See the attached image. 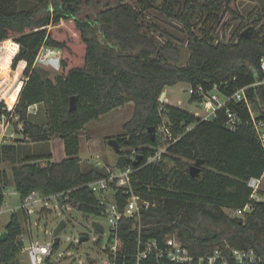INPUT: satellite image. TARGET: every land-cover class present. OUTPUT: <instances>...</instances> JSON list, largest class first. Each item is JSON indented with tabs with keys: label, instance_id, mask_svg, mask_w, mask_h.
Segmentation results:
<instances>
[{
	"label": "trees",
	"instance_id": "1",
	"mask_svg": "<svg viewBox=\"0 0 264 264\" xmlns=\"http://www.w3.org/2000/svg\"><path fill=\"white\" fill-rule=\"evenodd\" d=\"M127 1L0 0V43L13 39L20 46L14 69L21 61L27 63L14 110L24 125V139L15 141L41 143L59 138L66 154L62 162L54 163L51 152L21 158L16 142L5 146L0 164L13 169L11 177L0 172V205L4 187L12 185L22 200L34 190L44 195L69 191L72 207L86 216L98 215L99 199L86 186L108 177L109 172L96 165L82 166L79 133L89 123L132 103L133 116L123 125L124 134L115 138L120 146L117 167L127 165L132 150L141 158L137 166L131 164L135 193L152 203L142 211L144 235L160 241L176 235L194 256L226 244L264 254V202L257 201L248 186L251 178L264 176V145L253 122V118L264 122V37L256 31L259 20L252 24L251 38L234 32L225 41L216 37L221 20L214 24V19L230 0L171 4L167 13L172 17L171 11L177 8L186 31L189 56L182 65L178 44L172 40L160 43L152 34L154 28L145 13L154 0H141L140 8ZM198 20L196 34L193 29ZM42 47L63 51L56 82L45 80L35 68ZM179 83L194 88L202 85L205 92L216 88L230 100L214 118L203 120L159 101L168 87ZM242 89L243 100L232 98ZM74 96L77 108L70 112ZM199 100L191 96L189 101ZM38 105L46 112L42 126L29 119L30 108ZM3 107L0 104L2 112ZM228 112L238 120L234 129L228 127ZM164 123L177 142L161 161L148 163L161 143L158 134L152 140L149 129L155 128L156 134ZM167 158H172L174 167L167 168ZM183 160L194 164L204 160L205 164L192 178L194 164ZM116 198L124 208L127 197L119 190ZM247 206L251 209L242 217L228 213ZM26 218L23 213L11 217L5 228L8 238L0 241V264H15L23 251L24 243L18 237ZM132 225V220L123 218L119 229L121 237L130 242L136 236L130 231ZM53 248L58 250L59 245Z\"/></svg>",
	"mask_w": 264,
	"mask_h": 264
},
{
	"label": "rangeland",
	"instance_id": "2",
	"mask_svg": "<svg viewBox=\"0 0 264 264\" xmlns=\"http://www.w3.org/2000/svg\"><path fill=\"white\" fill-rule=\"evenodd\" d=\"M119 1V0H117ZM187 0H154L153 7L146 13V20L149 25L153 27L152 34L160 43H165L167 40H172L178 44L181 52L182 65H184L189 56V52L186 46V31L184 24L178 17L179 12L177 8L171 12L173 16H169L167 8L171 4H180L181 6ZM200 2L206 0H199ZM228 5L223 4L219 11H217V19H214V24L218 20H221L220 27L217 29L216 37L221 40L229 41L234 32H243L249 27H252L254 21L259 20L256 31L259 32L261 37H264V0H230ZM141 0H128L126 3L133 7L140 8ZM26 3L24 6H27ZM185 11L181 13L184 14ZM205 17V16H204ZM196 24L193 31L199 34V24ZM198 23V24H197ZM206 27H209L206 26ZM12 42H14L13 39ZM3 43V42H1ZM0 43V79L3 83L0 88L1 95L5 98L8 96V91L15 90L18 83L24 82L23 74L20 76V72H16L14 68L8 63L6 56L2 57V45ZM15 43V42H14ZM20 50V46H19ZM18 50V52H19ZM62 54L63 51L61 50ZM48 59V60H36L35 68L41 73L45 80H51L56 82L60 76V59ZM7 61V63H6ZM11 62V61H10ZM9 64V73L7 71V65ZM19 73L18 78L16 75ZM7 75V78L5 77ZM15 75V77H14ZM24 84V83H23ZM189 85L186 83H179L173 87H168L165 92L167 98H164V102L170 103V105L185 109L193 114H202L200 105L196 102H190V95L188 94ZM223 100V98L221 97ZM7 100V98H6ZM4 102V101H2ZM134 113V104L130 103L125 107L113 110L112 112L104 115L98 122H91L85 127L83 131L79 133L81 150L79 157L82 158V166L97 165L100 168H106L113 170L118 160L117 153L112 147L108 145V140L116 138L124 134L123 125L131 119V115ZM30 121L33 124L42 126L46 123V112L43 105H38L37 113L30 114ZM14 127L8 129L9 133L12 132ZM17 140L24 139V135L16 134ZM16 141H14L15 143ZM91 142V143H90ZM19 152L18 156L24 158L25 156H41L45 153L52 152V162L60 163L65 159L64 142L62 139L56 138L47 142L34 143L32 140L27 139L25 143H18ZM167 168L170 169L175 166L172 158L166 160ZM185 163L193 165L190 161L183 160ZM96 165V166H97ZM13 166L3 163L0 166V171H5L7 174H12ZM260 188L254 193V198L264 202V194L260 191L264 190V176ZM13 194L6 198V204L4 205V214L0 216V230L5 229L11 221L10 209H16L19 206V196L14 186H10ZM229 215L234 217H242L236 213L228 211ZM29 222H24L23 238L24 246L30 245L31 242L49 246L54 244V231L62 220L67 221L68 225L59 234L60 243L58 252L51 259V264H79L80 262H87V264H95L94 262L103 263V249L107 243V236H100L97 233H87V227L92 222H96L103 225L106 230H109L107 220L102 216H86L75 208L65 209L57 207L55 204H49L48 206L39 205L34 208L33 213L29 218ZM81 236H88L89 240L84 243H79ZM55 250V249H54ZM58 253H63L62 259L57 258ZM102 257V258H101ZM15 264H31L29 252L27 249L16 257Z\"/></svg>",
	"mask_w": 264,
	"mask_h": 264
},
{
	"label": "built area",
	"instance_id": "3",
	"mask_svg": "<svg viewBox=\"0 0 264 264\" xmlns=\"http://www.w3.org/2000/svg\"><path fill=\"white\" fill-rule=\"evenodd\" d=\"M61 50L42 47L39 51L37 59H59L61 57ZM261 68L264 71V58L261 60ZM0 80V88H1ZM188 94L199 98L200 110L202 114H196L203 120H211L215 117L217 110L225 106L226 102L230 99L223 98L217 93L216 88L212 92H205L202 85H198L196 88L189 86ZM245 89L240 90L232 98L240 101L244 98ZM231 98V99H232ZM4 101V102H2ZM4 104L3 112L1 110L0 120V153L2 149L14 143L16 140V134L22 133L24 129L23 123L20 121V117L14 114L15 106L10 107L1 95L0 92V104ZM37 107V106H34ZM5 112H8L7 115ZM31 114L37 113V108H30ZM228 127L234 129L238 123L237 118L232 113L228 112ZM254 126L257 130L258 137L264 145V122L255 121L253 118ZM14 127L11 133L8 129ZM160 136V146L156 154L148 159V163H155L161 161L164 154L168 152V149L177 142V139L173 137L166 123L161 125L157 130L156 135ZM138 154L136 150H132L128 157L127 165L118 170H109V175L106 178L94 181L88 184L90 190L98 197V215L104 217L109 225V230L104 228L103 232L94 230L92 233L103 234L107 236V243L103 249L102 264H263L264 254H259L255 249H236L232 248L229 244L225 246H217L210 253L203 256H194L190 250L180 241L178 236L171 235L160 241L155 238H148L144 235L142 230V211L148 209L152 203L143 199L137 195L133 189V174L135 172L134 166L131 162L137 161ZM2 164H0L1 166ZM1 172V171H0ZM262 178H251L248 182V186L254 193L259 189ZM10 186L4 187V202L0 205V216L4 214V205L6 204V198L10 197L13 192ZM122 192V196L127 197V203L124 208H121L116 194L118 191ZM18 194V193H17ZM70 192H61L51 195H44L38 190L32 191L23 200L19 194V206L16 209H10L11 217L16 213H23L27 218L25 222H29V218L34 211V208L39 205L48 206L49 204H55L57 207L65 209H71L69 203ZM78 210V208H75ZM251 208L247 206L244 210L236 212L237 215H243ZM123 218L130 219L133 222V230L135 233V239L133 242L126 241L120 235V223ZM92 224V223H91ZM6 229L0 230V236ZM18 241L24 243L23 234L18 237ZM53 245L45 246L35 242H31L27 248L30 256L31 264H51V259L58 252L54 250ZM133 247V249H132ZM63 253H58L57 258L62 259ZM91 264V262H89ZM95 264H100L94 262ZM79 264H87V262H80Z\"/></svg>",
	"mask_w": 264,
	"mask_h": 264
},
{
	"label": "water",
	"instance_id": "4",
	"mask_svg": "<svg viewBox=\"0 0 264 264\" xmlns=\"http://www.w3.org/2000/svg\"><path fill=\"white\" fill-rule=\"evenodd\" d=\"M251 29H252V27H249L248 29H246L245 31L242 32V35L245 38H251ZM165 96H166V92H163L161 97H160V100H159L161 103L164 102ZM76 108H77V97L74 96L70 99V109L69 110H70V112H73L76 110ZM0 114H1V109H0ZM155 131H156L155 128L149 129V132L152 134L151 137H152L153 141H155V137H156ZM108 145L110 147H112L116 153L120 152L119 143L115 138L109 139ZM140 160H141V158L138 156L137 161L135 162L136 166L139 164ZM204 164H205L204 160H197L195 162V164L190 169V176L192 178H195L200 173L201 166H203ZM67 225H68L67 221L62 220L60 222V224L57 226V228L54 231V244L59 245L60 239H61L59 234L62 230H64L66 228ZM86 229H87V233H92L94 230L99 231V232L104 231L103 226L96 223V222H92V224L89 227H87ZM7 238H8V231H4L3 234L0 236V241H5ZM88 239H89L88 236H81L79 243H84V242L88 241Z\"/></svg>",
	"mask_w": 264,
	"mask_h": 264
},
{
	"label": "bare ground",
	"instance_id": "5",
	"mask_svg": "<svg viewBox=\"0 0 264 264\" xmlns=\"http://www.w3.org/2000/svg\"><path fill=\"white\" fill-rule=\"evenodd\" d=\"M2 45V57L3 56H6V59H8V63L10 64L14 58V56L18 53V50H19V46L18 44L12 42V40H7V41H4L3 43H1ZM7 63V61H6ZM9 64L7 65V71L6 73H9ZM18 75L19 73H17L16 75V79L18 78ZM6 79L9 78L7 77V75H5ZM4 79V78H2ZM0 79V80H2ZM3 81H1V85H2ZM17 87L15 88V90H10L8 91V96L6 98L3 96V98H5V100L7 101L8 105L10 107H13L15 104H17L16 102L18 101V98H19V95H20V92H21V89L23 87V83H18V85H16ZM89 240V239H88Z\"/></svg>",
	"mask_w": 264,
	"mask_h": 264
},
{
	"label": "crops",
	"instance_id": "6",
	"mask_svg": "<svg viewBox=\"0 0 264 264\" xmlns=\"http://www.w3.org/2000/svg\"><path fill=\"white\" fill-rule=\"evenodd\" d=\"M19 46V45H18ZM17 55V54H16ZM15 55V56H16ZM14 56V57H15ZM14 59V58H13ZM0 62H1V59H0ZM12 63H13V60L11 61V66H12ZM26 66H27V63H26V61H21L19 64H18V66H17V68L16 69H14L15 70V73L18 71V72H20V76H22V74H23V72H24V70H25V68H26ZM14 77H15V75H14ZM24 83V82H23ZM166 98H167V94H166V96H165ZM17 103V102H16ZM164 103H167V104H170V103H168V102H164ZM33 108H37V107H33ZM117 109H119V108H117ZM117 109H115V110H117ZM133 114V113H132ZM197 114V113H196ZM131 117H132V115H131ZM130 120V119H129ZM128 120V121H129ZM128 121H126V122H128ZM90 124V123H89ZM88 124V125H89ZM91 143V142H90ZM51 154H53L52 152H51ZM53 156V155H52ZM66 156V155H65ZM81 158V157H80ZM118 158V157H117ZM81 160H82V158H81ZM117 163H118V160H117V162H116V165H115V167H114V169L113 170H118L119 171V169L120 168H118L117 167ZM96 165H97V163H96ZM98 166V165H97ZM99 167H100V164H99ZM262 180H263V177H262ZM263 182L261 181V184H262ZM261 184H260V186H261ZM260 188V187H259ZM260 192H262L263 194H264V190L263 191H260ZM256 199V198H255ZM257 200V199H256ZM257 201H259V200H257Z\"/></svg>",
	"mask_w": 264,
	"mask_h": 264
}]
</instances>
